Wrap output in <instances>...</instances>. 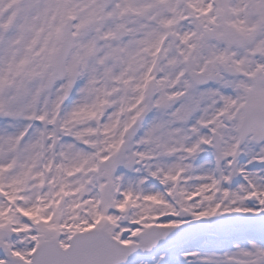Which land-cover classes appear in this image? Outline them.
Masks as SVG:
<instances>
[{"label": "snow or ice", "instance_id": "obj_1", "mask_svg": "<svg viewBox=\"0 0 264 264\" xmlns=\"http://www.w3.org/2000/svg\"><path fill=\"white\" fill-rule=\"evenodd\" d=\"M0 264H264V0H0Z\"/></svg>", "mask_w": 264, "mask_h": 264}]
</instances>
